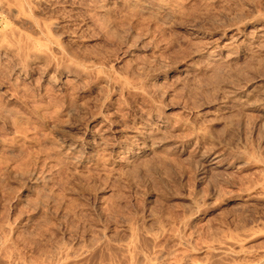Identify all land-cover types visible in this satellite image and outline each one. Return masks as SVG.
Listing matches in <instances>:
<instances>
[{
	"label": "bare ground",
	"instance_id": "bare-ground-1",
	"mask_svg": "<svg viewBox=\"0 0 264 264\" xmlns=\"http://www.w3.org/2000/svg\"><path fill=\"white\" fill-rule=\"evenodd\" d=\"M63 1H65L63 6L65 5L67 8L74 9L81 7L79 2H71L70 0V2L68 1L67 3L66 0ZM88 1L93 8L100 11H107V6L102 3V1ZM111 1L116 4V7L120 8V11L123 12V16H126L128 13L127 11H129L130 7H133L131 5L134 4H136L134 8L139 7V11H147L148 14L149 11L151 12L154 8L164 12L166 9L165 6H159L157 0H109V2ZM85 5H88V3ZM45 6H50L48 0H0V73H3V70H5L11 77L15 75L22 81L27 82V84L31 83L33 75L36 74L41 82L38 85V90L40 91L37 92L39 95L38 97L41 98H44L46 95L45 92L41 91L44 88L42 86L43 82L44 86L48 85L49 92L52 95H59V97L62 98H65L69 91L72 92L79 89L80 91H84V88L89 87V83L95 88L97 96L93 97L94 102H92V104L94 103L93 111H95L94 109L97 111L92 115L88 113L90 115L87 119L89 121L88 123H84V125L78 123L75 126H70L71 124L69 123V125L67 123L69 121L67 120L64 122L61 121L62 124H60V120L59 122H49L50 128L52 127L59 135V146L62 148L65 146L67 147V149L65 148L67 150L66 153H68L65 158L68 159L67 164L65 163L67 165V172L69 171L71 175H78V177H80L79 175H81L80 172L82 167H100V165H104L105 163L115 166V168L116 166H120L121 168L124 167L125 173L127 172L126 174L134 171L136 172L134 174L137 175V173L139 174L141 170L149 164V168L147 169L151 170L154 176L163 184V175L166 173L165 171H170L176 175V179H178L177 183L180 186H182L184 178L191 176V178L197 181L206 182V187L208 189V194L206 196L208 201L194 190L186 194L185 201L183 200L184 202L179 204L181 213L178 214L176 218L177 225L172 223L176 225L175 230L173 234H171L173 231L171 227V233L168 231L171 235H169V237L167 235L169 240L174 242L173 245L175 246L173 248L167 249L159 243L165 234V225L164 223L162 224L164 220L161 218L156 219L154 229L145 227L147 230L151 229L148 231L143 229L144 224L141 225L142 221L138 223L137 220H134L135 222L127 224L128 222L124 219L127 223L120 226H122V230H124L123 234L124 232L125 234L123 237H120V240L117 238V240H119L117 243L118 246L113 245L116 248L112 247V253H108L109 261L114 258L112 256L114 251H119L124 255L126 264H264V243L263 245L260 244V249L253 248L251 244L258 238H264V151L260 150V146H253L251 144L249 146L248 144L238 143L236 142L237 140L235 141L236 143H231V141L228 142L226 139L224 140L214 136V131L218 127L216 126L215 129V125L221 120V117H216L218 114L217 112L228 111L231 113L232 110H237V113L240 115L248 114V112L252 114V112H254L258 114V117L260 116V118L262 117L264 119V76L261 74L263 72L260 73L259 71L257 74H250L247 69L251 68H246L245 64V67L242 68H246L244 72L240 71V66V70L238 69V65L236 66V70L231 67V64L238 62L241 57L246 58L248 56L249 58L250 56V60L253 59L255 61L260 60L261 56H264V12L257 10L246 14H239L243 17L237 18L234 21L231 20L223 26L224 28L218 36L219 40L215 44L209 39L211 31L189 28L186 33L193 39L201 40L198 42L196 40L199 45L195 40L190 42V46L179 44L176 47L174 45L173 51L167 53V56L164 57L167 63L163 65H161L158 58L159 56H154L150 61L131 60L129 66L126 67L127 70L121 71L119 68L117 70L115 69L116 67L114 68L111 64L101 60L102 58L99 59L95 54H79L75 49L73 50L63 45L57 39L56 30H54L56 27H48L49 23L46 22L47 20L45 17L39 14V10L44 9ZM90 8L92 10V7H89V11H91ZM168 8L167 6V9ZM134 10L136 11V9ZM134 10L131 8V12ZM155 12L158 13L157 11ZM229 14L231 13L229 12ZM130 15H132V13ZM102 16H104V14ZM195 18L198 19L197 17ZM114 25L115 23L113 24V22H111V25L102 32L105 35L112 34L114 37L118 38V28L114 27ZM200 25L201 24H199V26ZM249 25L252 26V29L251 32L247 33V26ZM106 27L105 25V28ZM102 29H104V27ZM105 35L102 39H104ZM71 36L73 38L72 41H77L78 38H81L75 36V34ZM82 38L81 40L85 39V37L84 39ZM211 39L213 40V38ZM194 43H196L197 46L194 45ZM132 44L134 45V43ZM132 44L128 42L126 45L131 46ZM191 45H194V47H191ZM213 46L218 48H212ZM131 49H133V51ZM139 49L142 50L141 48L129 47L128 55L134 56L136 54L134 50L135 52H140ZM178 54L181 56L177 57ZM160 57H162V55ZM202 58L206 59H204L206 63L201 61ZM184 59L186 62L183 61ZM220 59L221 63L228 68L227 70L224 67L225 70L230 73L227 77H224V75L218 76V66L216 64ZM152 63H155L156 66H151ZM235 65H233V67ZM221 66L219 69H221ZM241 66H243V64ZM250 67L253 68L254 66L251 65ZM171 70L178 73V78L188 79L187 81L189 82V78L194 76L203 78L204 82L206 81L207 89L216 91L217 96L215 100L209 106H207L206 102H202V105H205L204 107L207 108L206 110L204 108L199 110L195 109L197 108V104L195 108L194 106L193 108L189 107L190 105L188 106L189 108L176 105L175 107L178 112H170L169 110L172 109L170 107L173 102L171 99L168 101V97V100L166 99L167 101H165L163 91L165 89H160L159 84L163 77H167L168 79V72ZM225 70L224 72H226ZM1 76L0 94L4 97V102H2V104L8 103L11 99H15L29 113H36L37 109L29 108V105L25 101L26 98L23 99L16 91H8V89H6L7 86L5 88V81L1 79ZM198 79L200 80V78ZM193 80L197 79L194 78ZM88 81L90 82L88 83ZM86 83H88V85H86ZM182 84H184V81ZM188 84L189 83H187L186 88ZM200 84L198 85L200 86ZM155 85L156 87L151 89L153 88L152 86ZM199 86L196 87L199 89L201 88ZM48 87L46 89H48ZM175 88H177V86H175ZM178 90L177 88V91ZM180 91L181 90H179L178 93H180ZM204 91L206 92V89ZM110 93H117L119 95V102L116 100V105L113 106L112 103L109 107L108 103H110V99L108 100V95ZM132 100L135 101L134 104L131 102ZM169 104H171V106H169ZM105 105L109 107L107 113L101 111V108ZM44 106L46 108H52L54 102L52 100L48 101L46 98ZM125 108H127V110ZM55 109L56 108H53L56 113H61L63 116L65 115L68 120L80 116V112H77L73 107H64L59 111ZM5 113L6 109L3 110L2 108L0 110V119L5 116ZM224 114L225 113H223V115ZM234 114H236V112ZM220 115L221 114H219V116ZM6 119H8V116ZM79 119L82 120V118ZM95 121L96 123H93ZM10 146L11 145L8 147L9 150ZM111 170L113 171L114 169ZM249 170H252L256 174L254 178L246 174ZM115 171L117 170L115 169ZM81 173L83 174V172ZM209 174H211L212 181L209 180ZM27 176L30 184H38L44 188L49 181L47 173L37 176L34 172H30ZM131 176L132 175H129V177ZM168 177L170 176L166 178ZM114 178H116V176ZM119 179L121 178L119 177ZM20 180L21 179L17 181ZM140 182L142 183L141 180ZM168 187L170 188L169 185ZM218 204L224 205L223 208L225 209H232L233 212L234 208H245L246 211H250V218L248 221L245 220L246 222L243 220V223L240 219L237 220L236 216H234L236 218H232V215V219L219 224H208L206 226L207 222L206 224L202 222V224H199V227H196L195 222L199 219H204L202 216L206 214V210L214 206L216 207ZM110 205L109 207L112 208L113 205ZM97 215H99V213ZM173 219L175 220V217ZM204 225L206 228L201 230ZM3 227L4 225H0L1 230H3ZM93 234L94 232L92 235ZM99 234L101 235L99 232L97 236L101 238ZM1 235L0 242H4L3 238L5 237L3 234ZM101 236H104V234ZM197 236H200V243L198 241L199 245L195 244V239H193ZM89 239H91V237H89ZM95 239L96 237H94V240ZM108 239L111 240L109 236ZM114 241L116 240L114 239ZM60 242L61 241H59V244ZM89 242L92 243V241ZM85 244H82L83 246L80 248H85ZM253 244L255 243L253 242ZM53 245V258H51V255L48 253V257L52 259L53 263H56L60 258H67L70 254L67 251V247V250H65L64 247V251L61 253V248L63 246H57L55 243ZM64 245L66 246L67 244L64 243ZM100 245L103 246V243ZM72 246L73 245L70 247L72 248ZM87 247L92 250L91 252L96 251V247ZM80 248L78 249L82 250ZM73 249L71 250L73 251ZM49 251L51 250L49 249L48 252ZM77 251L75 252L74 249V254H76ZM100 251H102V249ZM71 253L73 255V252ZM79 253L81 252L79 251ZM92 254L94 255L95 253ZM82 256L83 255H81V257ZM99 256L98 252V257ZM11 257L9 259H11ZM117 257L118 256H116V258ZM14 259L16 258H12L11 260ZM78 260V262L81 263L79 258ZM103 260L104 259L101 261ZM8 261L10 264V260ZM19 261L20 260L17 261L18 264L21 262ZM118 261L116 260L115 264H117ZM42 262L44 261L42 260ZM113 262L111 264H114ZM124 262L122 263L125 264ZM47 263L49 264L50 261ZM97 263L98 262L95 264ZM63 264L65 263L63 262Z\"/></svg>",
	"mask_w": 264,
	"mask_h": 264
},
{
	"label": "rangeland",
	"instance_id": "rangeland-1",
	"mask_svg": "<svg viewBox=\"0 0 264 264\" xmlns=\"http://www.w3.org/2000/svg\"><path fill=\"white\" fill-rule=\"evenodd\" d=\"M68 1L70 2V0H66L67 3ZM73 1L79 2L81 7L70 9L65 5L63 6V3H65V1L63 0H48L50 6H45L44 9L39 10V14L42 17H45V19L47 20L46 22L49 23L48 27H56L54 28V30H56L57 39L63 45L72 48L73 50L75 49V51H78L77 53L79 54H95L99 57V59L102 58L101 60L111 64L114 68L116 67L115 69L117 70L119 68V70L121 71H124L125 69L127 70L126 67L129 66L131 60L135 59V61H150L154 56H159L158 58L161 62V65L167 63V60L164 57L167 56V53L173 51L174 45L176 47L179 44H182L183 46H190V42L193 40H195V42L196 40L197 42L201 41L199 39L191 38L190 35L186 33L189 28H199L211 31L209 39L213 44H215L219 40L218 36L223 30V26H225L231 20L234 21L237 18L243 17L239 14H246L257 10L264 12V0H157L159 2V6H165V12L154 8L152 9L153 13L152 11H149L148 14L147 11H139V7L134 8L136 6V4H134L135 6L131 5L133 7H130V10L127 11V18L126 16H123V12L120 11V8L116 7V4L112 3V1L109 2V0H100L107 6L108 12L105 10L100 11L93 8V6L89 4L88 0H81V2L80 0H71V2ZM86 2L88 3V5H85L87 4ZM167 6L169 7L168 9ZM89 7H92V10L90 8L91 11H89ZM131 8L132 10L136 9V11L134 10L131 12ZM155 11H157L158 13H156ZM229 12L231 14H229ZM100 13L102 15L104 14V16H102ZM131 13L132 15H130ZM228 15L230 16V18ZM195 17H197L198 19H196ZM110 21L113 22V24L115 23L114 27L118 28V33L122 41L120 40L119 36L117 38L111 34L113 36L112 38L110 34H107V36L103 33L104 30L107 29L109 25H111ZM199 24H201L200 26L202 27H200ZM105 25L107 26L106 28ZM103 27L104 29H102ZM247 27V33L251 32L252 26L249 25ZM74 34L77 37H83L82 39H84L85 37V41L81 40V38H78L77 41H72L73 38L71 35ZM103 34L105 35L104 39H102L104 36ZM211 38H213V40ZM127 40L131 44L134 43V45L132 44L131 46H127ZM196 43H194V45L197 46L198 43ZM194 45H191V47H194ZM129 47L141 48L142 50L139 49L140 52H135L134 50V53H136L137 55L135 54L134 56H129ZM214 47L215 46H213L212 48ZM131 50L133 51V49ZM161 55L162 57H160ZM178 56L181 55L178 54L177 57ZM241 58L238 62H236L239 64L232 63L231 67L235 70L238 67V69L240 70V66V71L243 72L244 69L251 68L247 69L250 74H257L260 71V73L263 72L261 74H263L264 76V60H262L264 59V56H261V61H254L253 59L250 60V56L249 58L248 56L246 58ZM202 59L201 61L203 63H206V59ZM183 61L186 62L185 59ZM218 63L216 64L218 66V76H229L230 73L225 70V68L227 70L228 68L224 66L223 63H221V59L220 61H218ZM242 64L243 66H241ZM244 64L246 68L242 69L243 67H245ZM233 65L235 66L233 67ZM251 65L254 66V70L252 67H250ZM151 66L155 67L156 65L155 63H152ZM220 66L221 69H219ZM224 70L226 72H224ZM3 73H0V76L2 75L1 79L5 81V88L7 86L6 89H8V91L18 92L20 96L23 97V99L26 98L25 101L29 105V108H36L37 110L36 113H29L15 99H11L10 101H8V103L2 104V102H4V97L0 94V104H2L0 105V110L2 108L3 110L6 109L5 116L0 119V225H4L3 230L0 229V233L5 237H2L4 242H0V264H7L8 260H10V264H14L18 260L21 261H19V264H48L47 262L49 261V264H63V262L65 264H73L74 262L76 264H95L96 262H98L97 264H111L113 261H115L113 262L115 264L116 260L118 261L119 258L120 262L118 261L117 264H123L122 262L124 261V263L126 264V259L121 252L118 251V254V252L114 251V254L112 256L116 260L112 257L114 259H110V261L112 262L109 261L108 255L112 253V247L116 248L113 245L118 246L117 243L121 239L120 237H123L125 234V232L123 234L124 230H122L123 228L120 225L126 224L127 222V224H130L131 222L133 223L135 222L134 220H137L138 223H141L142 221L141 225L144 224L143 229L145 230H147L145 227L154 229L156 219L161 218L162 220H164L162 224L164 223L165 225V234L163 235L159 243L167 249L173 248L175 246L173 245L174 242H171L168 237L169 235L173 234L177 225L176 218L178 214L181 213V207H179V204L185 201L184 199L187 196L186 194L194 190H196L199 195L203 196V198L205 199L208 194L206 182H200L191 178V176H188L187 178L183 179L182 186H180L177 183L178 179H176V175L170 171L169 173L164 170L166 173L164 172L165 174L163 175V177L165 178V180L163 178V184L157 179L156 176H154L151 170L147 169L149 168V164H147L143 168V170H141L142 173H137V175L134 174L136 173L134 171L130 173L128 172L129 174H126L127 172L125 173L124 167L121 168L120 166H116L115 168V166H112L110 164L109 166L105 163L104 165H100V167L97 166L98 168L82 167L81 172H83V174L80 172V177H78V175H71L69 171L67 172L66 168V164L68 161V159H65L68 154L66 153L67 147L65 146L62 148L59 146V135L55 130L52 129V127L50 128L49 122H59L60 120V124H62L61 121L64 122L67 120L69 121L67 123L71 124H69L70 126H75L78 123L81 125H84V123H88L89 121L87 119L90 117L89 114H95L97 111L96 109H94L95 111H93L94 103L92 104V102H94L93 97L97 96L95 88H93L89 83L90 81H88L89 85L88 83H86V85H88L89 87L84 88V91H80V89L74 90L75 92L69 91L65 98H62L59 97V95H52L49 92L48 85L44 86L43 82L42 86L44 88L41 91L45 92L46 95L44 98H41L38 97L39 95L37 94V92L40 91L38 90V85L41 82L37 78L36 74L33 75L34 81L32 79L31 83L27 84V82L22 81L15 75L11 77V75H8V72L5 70H3ZM168 73V79L167 77H163L160 81L161 83L159 84V87L160 89H165H162L164 91L165 101H167L168 99V101H170L171 99V101L173 102L172 106L171 104H169V106H171L170 108H172L171 110H169L170 112H178L175 107L176 105L185 107H188L190 105L189 107L193 108L194 106L195 108V105L197 104V108L195 109L199 110L204 108L206 110L207 108L204 107L205 105H202V102H206L207 106H209L215 100V97L217 96L216 91L208 90V87H206V81L204 82L203 78L198 77L200 78V80H202L200 81L197 77L194 76L189 78V82L187 81L188 79L178 78V73L176 71L171 70ZM192 78H195L197 80H193ZM180 81H184V84H182V82ZM92 82L94 83L93 80ZM194 82H196L197 84ZM187 83L189 84L186 88ZM198 84H200V86ZM174 85L177 86L179 90H181L180 93H178L179 90L177 91V88H175ZM196 86L204 89H198ZM47 87L48 89H46ZM152 87L153 88H150L154 89L156 85ZM205 89L206 92L204 91ZM199 90L202 92H200ZM116 95L118 94L110 93L108 95V100L110 99V103H108L109 107L112 103V105L114 106L117 102H119V95ZM46 98L48 101L52 100L54 102V106L52 108H46L44 106ZM116 100L117 102H115ZM174 101L176 102V104ZM131 102L133 104L135 103V101L133 100ZM106 105L104 106L105 108H101V111L104 113L108 112L109 107ZM64 107H73V109H75L77 112H80V116L78 118H71L68 120L65 115L64 117L63 115H61V113H56L53 110V108H56L55 110L59 111ZM125 109L127 110V108ZM125 109L123 110L126 111ZM232 112H236L237 116ZM217 113L218 114L216 115V117H221V120H219L218 124L215 125V129L216 126H218L214 131V136L216 138H221L224 140L226 139L228 142L231 141V143H234L237 140L236 142L244 143L246 145L248 144L249 146L250 144L253 146H260V150L264 151V119L262 117H258V114L254 112H252V114L251 112H248V114L240 115L237 113V110H232L231 113L228 111ZM223 113L225 114L223 115ZM219 114L221 115L219 116ZM7 116L8 119H6ZM79 118H82V120ZM93 123H96V121ZM9 145H11L10 150L8 148ZM111 169H114V172ZM115 169L117 171H115ZM30 172H34L37 176L47 173L49 177L47 186H45L44 188L38 184H30L27 176ZM246 174L251 175L253 178L256 175L252 170L247 171ZM129 175L132 176L129 177ZM113 176H116V178H114ZM118 176L121 179H119ZM167 176L170 177L166 178ZM142 178L144 179V181ZM19 179L21 180L17 181ZM139 179L142 181V183ZM173 179L175 180V182ZM211 179V174H209V180L212 181ZM168 185L171 189L168 187ZM110 204H112L114 207H109L111 206ZM223 207L224 205L218 204L216 207L214 206L210 208L212 210L208 208L206 210L207 215L204 214L205 216H202L204 217V219L197 220L198 224L197 221L195 222L196 227H199V224H202V222H204L203 224H206L207 222V226L208 224L216 225L236 217V219H240L241 222H243V220L244 222H246L245 220L248 221V219L250 218V211H246L245 208H234L233 212L232 209L231 211L230 209L228 210ZM238 209L242 211H239ZM98 213L99 215H97ZM160 214L162 215V217ZM237 215L239 216V218ZM174 217L175 220L173 219ZM206 226L204 225L201 230L205 229ZM171 227L173 230L172 233L170 229ZM93 232L96 235H92ZM99 232L101 233V235L104 234V236H101L99 234L101 237L99 238V236H97ZM108 236L112 241L108 239ZM89 237H91V239L93 240L89 239ZM94 237H96L95 240L98 241H95ZM85 238H87L89 241H92V243ZM117 238L119 240H117ZM7 239L10 240L8 241ZM114 239L117 242L114 241ZM193 239H195V244H198V241L200 243V236H197ZM54 241H56L57 243ZM59 241H61L60 244ZM101 242L103 243V246L100 245L102 244ZM253 242L256 245L253 244ZM253 242L251 243L252 247L260 249L261 245H263L264 243V238H258ZM54 243L57 246H63L61 248V253H63L65 247V250H67L68 248L67 251L71 255L69 254L65 259L60 258V260H58L56 263H53L51 258H53L52 256L54 255L52 249V245ZM64 243L67 245L65 246ZM85 243H87L88 245ZM82 244H85V248H80L83 246ZM71 245H73L72 248L70 247ZM87 246H89V248L96 247V251L91 252L92 250L88 249ZM106 246L109 248H107ZM77 247L82 250H79ZM73 248L75 249V252L78 250L76 253L77 255L74 254ZM49 249L51 251L48 252ZM71 249H73V251ZM101 249L103 252L100 251ZM79 251L81 253H79ZM71 252H73V255ZM98 252L100 255L99 257ZM48 253L51 255V258L48 257ZM92 253L95 254L93 255ZM81 255L83 256L81 257ZM9 256H12L11 259H16L11 260L9 259ZM116 256L118 257L116 258ZM47 257L49 260H46ZM78 258L80 259L81 263L78 262ZM97 259H99L100 261L104 259L103 261L105 262H100ZM42 260L44 262H42ZM15 264H18V262Z\"/></svg>",
	"mask_w": 264,
	"mask_h": 264
}]
</instances>
